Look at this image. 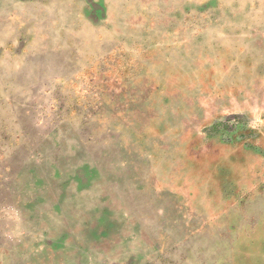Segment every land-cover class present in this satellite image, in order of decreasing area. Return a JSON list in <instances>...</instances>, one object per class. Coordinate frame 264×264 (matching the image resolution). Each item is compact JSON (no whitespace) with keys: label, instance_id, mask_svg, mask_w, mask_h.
I'll return each instance as SVG.
<instances>
[{"label":"rangeland","instance_id":"obj_1","mask_svg":"<svg viewBox=\"0 0 264 264\" xmlns=\"http://www.w3.org/2000/svg\"><path fill=\"white\" fill-rule=\"evenodd\" d=\"M258 150L264 0H0V264H221Z\"/></svg>","mask_w":264,"mask_h":264},{"label":"crops","instance_id":"obj_2","mask_svg":"<svg viewBox=\"0 0 264 264\" xmlns=\"http://www.w3.org/2000/svg\"><path fill=\"white\" fill-rule=\"evenodd\" d=\"M226 141L228 142V140ZM253 155L264 157V152H259V150L254 151ZM256 183V189L255 184L250 183L251 186L245 191L236 193L237 198L235 199V203L238 208H242L249 202H251V206L253 204L263 203L264 180ZM257 189H259L258 192L255 191ZM253 198L256 199L253 201ZM240 217L247 219V221H238ZM232 224L235 227H230L229 229L231 243L229 246L227 245V249L230 248V250L227 254L222 255L218 260L219 263L223 264L222 260H225L223 259L225 257L228 264H264V211L244 217L242 215H236V221Z\"/></svg>","mask_w":264,"mask_h":264}]
</instances>
